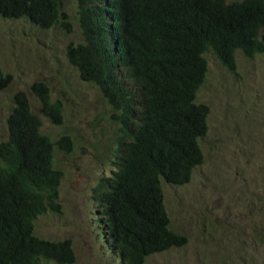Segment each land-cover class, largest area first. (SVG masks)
I'll return each mask as SVG.
<instances>
[{
  "label": "trees",
  "instance_id": "1",
  "mask_svg": "<svg viewBox=\"0 0 264 264\" xmlns=\"http://www.w3.org/2000/svg\"><path fill=\"white\" fill-rule=\"evenodd\" d=\"M75 4L81 41L68 42L65 56L81 80L99 89L116 125L112 168L92 187L95 221L122 264H147L150 256L187 243L171 227L162 182L188 183L204 160L199 139L208 130L209 106L196 99L207 71L203 54L213 51L234 74L236 51L248 58L264 54V0ZM0 15L43 30H72L63 0H0ZM10 80L0 68V89ZM30 89L39 113L23 90L15 91L0 139V264L71 263L76 256L70 239L39 237L34 221L59 209L63 172L53 165L54 146L68 152L72 139L63 134L53 142L41 132L40 114L62 122V101L52 99L44 81ZM226 186L251 214L232 225L205 220L206 241L219 264L254 262L253 251H264V180Z\"/></svg>",
  "mask_w": 264,
  "mask_h": 264
},
{
  "label": "rangeland",
  "instance_id": "2",
  "mask_svg": "<svg viewBox=\"0 0 264 264\" xmlns=\"http://www.w3.org/2000/svg\"><path fill=\"white\" fill-rule=\"evenodd\" d=\"M63 3L72 21L70 32L59 27L43 30L25 19L0 15V68L11 74L9 84L0 89V139L6 137L13 93L23 90L39 113L30 86L44 81L52 99L62 101L63 119L52 123L40 114V130L53 142L69 134L72 148L67 152L54 146L53 165L63 172L59 209L39 214L34 232L51 240L69 238L76 258L71 263L41 259L39 264H122L100 237L91 198L98 178L112 168L116 125L99 89L81 80L65 56L66 44L81 41V36L74 19L75 0ZM203 55L207 71L196 99L209 106L208 130L199 139L204 160L188 183L162 182L171 227L184 233L187 243L150 256L147 264H219L212 241H206L210 235L205 220L217 218L232 225L248 217L250 211L229 196L226 185L232 180H264V54L248 58L236 51L237 74L213 51ZM252 256L255 261L245 264H264L262 249Z\"/></svg>",
  "mask_w": 264,
  "mask_h": 264
}]
</instances>
